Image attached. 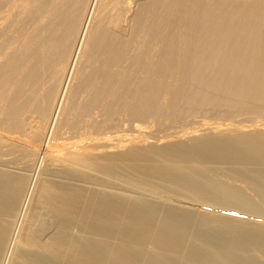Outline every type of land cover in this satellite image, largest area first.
Wrapping results in <instances>:
<instances>
[{"label": "bare ground", "instance_id": "bare-ground-1", "mask_svg": "<svg viewBox=\"0 0 264 264\" xmlns=\"http://www.w3.org/2000/svg\"><path fill=\"white\" fill-rule=\"evenodd\" d=\"M0 264H264V0H0Z\"/></svg>", "mask_w": 264, "mask_h": 264}, {"label": "rangeland", "instance_id": "rangeland-1", "mask_svg": "<svg viewBox=\"0 0 264 264\" xmlns=\"http://www.w3.org/2000/svg\"><path fill=\"white\" fill-rule=\"evenodd\" d=\"M37 168H39V167H37ZM37 168H36V170H37ZM39 169H40V168H39ZM39 169H38V170H39ZM36 170H35L34 173H38V174H39L38 170H37V171H36ZM34 173H33V175H32V180H33V181H35V178H36V177H35L36 174L34 175ZM33 177H35V178H33ZM33 183H34V182H33ZM31 184H32V183H31ZM32 186H33V185H32ZM201 209H203V208H201Z\"/></svg>", "mask_w": 264, "mask_h": 264}]
</instances>
